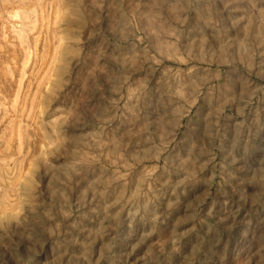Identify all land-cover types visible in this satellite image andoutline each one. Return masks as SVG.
Listing matches in <instances>:
<instances>
[{
  "label": "rangeland",
  "instance_id": "rangeland-1",
  "mask_svg": "<svg viewBox=\"0 0 264 264\" xmlns=\"http://www.w3.org/2000/svg\"><path fill=\"white\" fill-rule=\"evenodd\" d=\"M0 264H264V0H0Z\"/></svg>",
  "mask_w": 264,
  "mask_h": 264
}]
</instances>
